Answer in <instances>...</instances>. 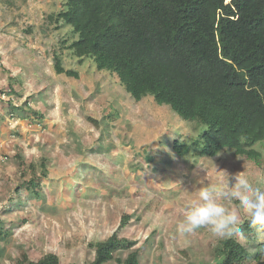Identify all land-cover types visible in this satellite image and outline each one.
Returning a JSON list of instances; mask_svg holds the SVG:
<instances>
[{
    "label": "rangeland",
    "instance_id": "1",
    "mask_svg": "<svg viewBox=\"0 0 264 264\" xmlns=\"http://www.w3.org/2000/svg\"><path fill=\"white\" fill-rule=\"evenodd\" d=\"M63 3L0 0V223L8 231L0 237V264L49 252L62 264H86L95 257L91 244L111 236L124 214L132 219L120 232L138 241L140 264H214L222 240L208 229L179 233L184 206L193 185L220 187L239 172L264 189V141L255 146L260 162L231 149L199 155L193 141L205 125L152 96L136 101L116 74L99 70L92 57L80 61L63 44L78 38L73 27L47 20ZM56 53L79 77L57 73ZM175 139L191 151L178 155ZM17 153L48 158L41 199L16 193ZM258 238L248 239L252 251L264 249V231ZM130 251H117L109 264Z\"/></svg>",
    "mask_w": 264,
    "mask_h": 264
},
{
    "label": "trees",
    "instance_id": "2",
    "mask_svg": "<svg viewBox=\"0 0 264 264\" xmlns=\"http://www.w3.org/2000/svg\"><path fill=\"white\" fill-rule=\"evenodd\" d=\"M47 20L56 28L71 25L78 38L63 44L80 61L92 57L99 70L116 74L136 101L152 96L182 119L205 125L193 141L199 155L215 157L231 149L261 161L255 146L264 141V0H65ZM55 60L57 73L79 77L60 54ZM33 113L43 118L44 113ZM174 149L183 156L191 146L175 139ZM16 158L21 179L16 193L27 190L41 199L48 158L28 161L19 153ZM131 219L124 214L111 236L92 243L95 257L86 264H109L122 249L131 251L121 264H140L138 241L120 232ZM3 223L2 238L8 234ZM241 228L246 241L222 240L214 264H264L262 251H252L248 241H258L259 232L248 218ZM18 264L62 260L49 252L37 261L24 255Z\"/></svg>",
    "mask_w": 264,
    "mask_h": 264
},
{
    "label": "clouds",
    "instance_id": "3",
    "mask_svg": "<svg viewBox=\"0 0 264 264\" xmlns=\"http://www.w3.org/2000/svg\"><path fill=\"white\" fill-rule=\"evenodd\" d=\"M233 201L237 202L236 208L231 207ZM241 212L257 232L264 231V189L239 172L232 177L231 183L229 180L220 187L193 185V195L184 206L177 231L192 234L208 229L217 239L237 238V242L243 244L246 237L241 228Z\"/></svg>",
    "mask_w": 264,
    "mask_h": 264
},
{
    "label": "crops",
    "instance_id": "4",
    "mask_svg": "<svg viewBox=\"0 0 264 264\" xmlns=\"http://www.w3.org/2000/svg\"><path fill=\"white\" fill-rule=\"evenodd\" d=\"M58 10V9H57ZM56 11V10H55Z\"/></svg>",
    "mask_w": 264,
    "mask_h": 264
}]
</instances>
